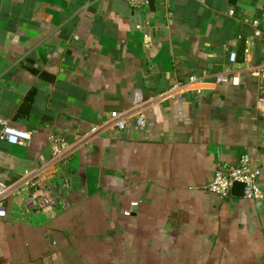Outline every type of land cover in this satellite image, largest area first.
I'll return each mask as SVG.
<instances>
[{
  "label": "crops",
  "instance_id": "crops-1",
  "mask_svg": "<svg viewBox=\"0 0 264 264\" xmlns=\"http://www.w3.org/2000/svg\"><path fill=\"white\" fill-rule=\"evenodd\" d=\"M232 52L264 64V0H0V118L31 135L0 140V264H264V80L241 71L237 86L159 97ZM111 112L131 114L123 130L104 127ZM52 136L72 150L47 178L56 204L40 207L22 178ZM242 156L261 197L210 193Z\"/></svg>",
  "mask_w": 264,
  "mask_h": 264
},
{
  "label": "built area",
  "instance_id": "built-area-1",
  "mask_svg": "<svg viewBox=\"0 0 264 264\" xmlns=\"http://www.w3.org/2000/svg\"><path fill=\"white\" fill-rule=\"evenodd\" d=\"M124 2L132 9H140L148 5L149 0H124ZM232 14V12H230ZM139 28V27H137ZM259 34V32H255ZM77 39L76 37L74 38ZM228 65L214 73L206 72L202 75L190 76L185 83H175L167 89L164 94L160 95V99H179L183 93L189 91L199 92L198 87L201 83L207 82L211 79L215 85L230 83L237 86L240 82L239 74L241 71H247L251 75L258 76L264 80V64L260 65H237V56L234 52L229 54ZM237 66V68H236ZM138 99V98H137ZM131 115L126 113L111 112L109 119L105 122L104 127L114 126L119 130L126 127L127 116ZM144 119L142 113L135 120L137 127L144 126ZM103 127V126H102ZM98 129L92 130L91 133L95 134ZM0 140L11 145H29L31 135L23 130L12 127L9 121L0 118ZM51 144L50 155L47 160L40 159L39 166L33 172H26L22 181L28 179V186L32 188V198L34 202H39V206H54L57 201V193L51 181L57 175L56 170L67 161L72 147L65 143L59 137H50ZM46 178L43 179V177ZM260 177L259 169L251 167L250 160L247 156H242L236 167L228 169L226 172L220 170L215 172L212 181L208 184L207 189L213 195L219 198H226L231 191L234 183L243 185L242 197L246 200H256L261 197L258 187V180ZM48 178V180H47ZM27 183V181H26ZM9 193V188L0 184V220L7 217L6 208L4 206V198Z\"/></svg>",
  "mask_w": 264,
  "mask_h": 264
},
{
  "label": "rangeland",
  "instance_id": "rangeland-1",
  "mask_svg": "<svg viewBox=\"0 0 264 264\" xmlns=\"http://www.w3.org/2000/svg\"><path fill=\"white\" fill-rule=\"evenodd\" d=\"M141 260V264H215V262H212L211 258H205V259H200L199 261L195 260H187V258H175V257H165V256H161L159 258H154V257H149L147 262H145L144 260H146V258L142 257L140 258ZM222 258L219 259V261L221 262ZM139 261V258H132L130 261V264H137ZM223 262V261H222ZM217 264V263H216ZM228 264V263H227Z\"/></svg>",
  "mask_w": 264,
  "mask_h": 264
},
{
  "label": "trees",
  "instance_id": "trees-1",
  "mask_svg": "<svg viewBox=\"0 0 264 264\" xmlns=\"http://www.w3.org/2000/svg\"><path fill=\"white\" fill-rule=\"evenodd\" d=\"M31 99H32L31 95H28V96L25 98L24 102L21 104V106H20V108H19V112H20V113H21V112H25V111L27 110L28 106L30 105V103H31V101H32Z\"/></svg>",
  "mask_w": 264,
  "mask_h": 264
},
{
  "label": "water",
  "instance_id": "water-1",
  "mask_svg": "<svg viewBox=\"0 0 264 264\" xmlns=\"http://www.w3.org/2000/svg\"><path fill=\"white\" fill-rule=\"evenodd\" d=\"M240 191V193H242L243 191V185L239 184V183H234L232 185V188H231V194H238Z\"/></svg>",
  "mask_w": 264,
  "mask_h": 264
}]
</instances>
